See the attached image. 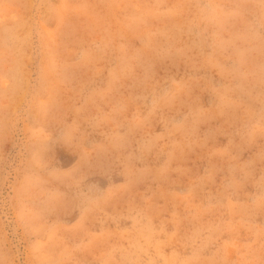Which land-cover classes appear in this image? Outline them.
<instances>
[{
  "label": "rangeland",
  "instance_id": "1",
  "mask_svg": "<svg viewBox=\"0 0 264 264\" xmlns=\"http://www.w3.org/2000/svg\"><path fill=\"white\" fill-rule=\"evenodd\" d=\"M0 264H264V0H0Z\"/></svg>",
  "mask_w": 264,
  "mask_h": 264
}]
</instances>
